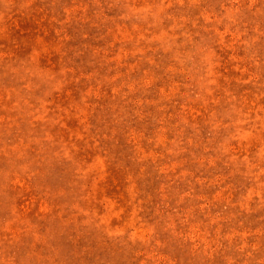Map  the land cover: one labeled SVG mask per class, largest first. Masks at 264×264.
I'll return each mask as SVG.
<instances>
[{
  "label": "rangeland",
  "instance_id": "1",
  "mask_svg": "<svg viewBox=\"0 0 264 264\" xmlns=\"http://www.w3.org/2000/svg\"><path fill=\"white\" fill-rule=\"evenodd\" d=\"M0 264H264V0H0Z\"/></svg>",
  "mask_w": 264,
  "mask_h": 264
}]
</instances>
